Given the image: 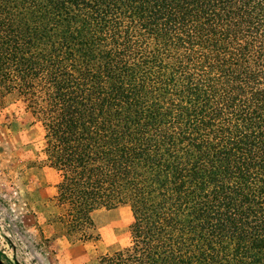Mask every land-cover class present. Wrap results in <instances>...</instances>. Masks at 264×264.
Instances as JSON below:
<instances>
[{"label":"trees","instance_id":"obj_1","mask_svg":"<svg viewBox=\"0 0 264 264\" xmlns=\"http://www.w3.org/2000/svg\"><path fill=\"white\" fill-rule=\"evenodd\" d=\"M42 128L68 236L99 264H264V0H0V94Z\"/></svg>","mask_w":264,"mask_h":264},{"label":"rangeland","instance_id":"obj_2","mask_svg":"<svg viewBox=\"0 0 264 264\" xmlns=\"http://www.w3.org/2000/svg\"><path fill=\"white\" fill-rule=\"evenodd\" d=\"M43 131L20 96L0 94V258L5 264H99L129 243V208L91 215L87 240L68 236L54 201L57 172L44 165Z\"/></svg>","mask_w":264,"mask_h":264},{"label":"water","instance_id":"obj_3","mask_svg":"<svg viewBox=\"0 0 264 264\" xmlns=\"http://www.w3.org/2000/svg\"><path fill=\"white\" fill-rule=\"evenodd\" d=\"M0 264H5V263L1 260V258H0Z\"/></svg>","mask_w":264,"mask_h":264}]
</instances>
